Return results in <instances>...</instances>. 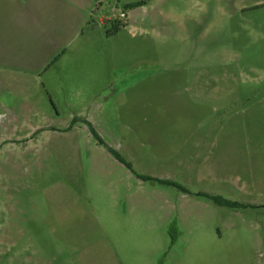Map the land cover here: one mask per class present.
<instances>
[{
    "label": "rangeland",
    "instance_id": "1",
    "mask_svg": "<svg viewBox=\"0 0 264 264\" xmlns=\"http://www.w3.org/2000/svg\"><path fill=\"white\" fill-rule=\"evenodd\" d=\"M87 3L0 75V264H264V0Z\"/></svg>",
    "mask_w": 264,
    "mask_h": 264
},
{
    "label": "crops",
    "instance_id": "2",
    "mask_svg": "<svg viewBox=\"0 0 264 264\" xmlns=\"http://www.w3.org/2000/svg\"><path fill=\"white\" fill-rule=\"evenodd\" d=\"M85 8L89 14L87 0H0V75L22 67L28 71L24 69L27 62L11 57L29 48L38 60L39 72L63 51L47 69L54 67L78 38Z\"/></svg>",
    "mask_w": 264,
    "mask_h": 264
},
{
    "label": "trees",
    "instance_id": "3",
    "mask_svg": "<svg viewBox=\"0 0 264 264\" xmlns=\"http://www.w3.org/2000/svg\"><path fill=\"white\" fill-rule=\"evenodd\" d=\"M94 135L97 137V135L95 133H94ZM109 151L122 164L127 165L122 159H120V157L117 154H115L114 152H112V150L109 149ZM142 179H144V180H151L150 178H145V177H143ZM160 183H162V184H169L168 182H160ZM203 197L208 198V199H211L218 206H224V207L231 208V209H238V208H245L246 207L245 205L239 204L237 202H231L229 200H225V199H223L222 197H219V196L203 195Z\"/></svg>",
    "mask_w": 264,
    "mask_h": 264
},
{
    "label": "built area",
    "instance_id": "4",
    "mask_svg": "<svg viewBox=\"0 0 264 264\" xmlns=\"http://www.w3.org/2000/svg\"><path fill=\"white\" fill-rule=\"evenodd\" d=\"M123 17V14H121V18Z\"/></svg>",
    "mask_w": 264,
    "mask_h": 264
}]
</instances>
